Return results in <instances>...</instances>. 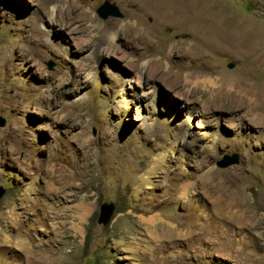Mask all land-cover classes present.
<instances>
[{
    "label": "rangeland",
    "instance_id": "1",
    "mask_svg": "<svg viewBox=\"0 0 264 264\" xmlns=\"http://www.w3.org/2000/svg\"><path fill=\"white\" fill-rule=\"evenodd\" d=\"M33 1L0 0V264H243V255L237 256L242 237L254 244L251 254L256 263V236L264 243V131L249 121L246 104L209 110L189 120L181 107L184 101L171 96L159 81L140 89L138 74L129 66L145 63L148 69L158 58L130 40L137 22L132 23L138 18L149 23L169 63L181 61L179 53L195 41L193 32L177 29L169 20L156 21L134 1L83 0L79 7L93 10L99 24L118 25L116 33L123 39L115 44L129 56L124 60L120 54L110 61L104 54L92 59L93 68L83 73L85 62L80 57L90 51L82 53L73 39L58 38L68 35L51 30V50L41 47L34 56L21 57L30 26L39 23L46 30L45 22L49 25L55 10L62 15L69 8L64 0L53 1L37 21ZM105 1L118 8L119 17L98 16L96 11ZM214 2L227 9L230 20L250 22L264 35V0ZM83 35L91 39L95 33L85 30ZM229 52L220 46L207 52L215 86L218 75L260 86L264 41L248 57ZM9 61L16 66L11 74L6 67ZM229 64L234 67L229 69ZM121 65L129 74L120 73ZM188 73L192 82L201 79L202 71L195 67ZM133 90L148 99L133 102L124 110L127 120L120 121L123 101L131 102ZM167 98L175 101L169 103ZM196 104L198 110L207 105L200 100ZM105 122L113 130L108 140ZM232 154L238 155V164L218 167ZM57 169H63V176ZM221 200L242 202L232 212L257 210V232L220 218ZM260 200L263 206L256 208ZM103 203L115 207L107 225L97 223ZM80 204H88L87 216L77 208ZM171 213L175 215L171 225L186 238L163 242L168 247L161 250L162 243L158 247L148 241L144 222L152 215H158L156 222L165 220ZM205 220L210 235L196 244L190 240L191 229ZM260 252L264 255V247Z\"/></svg>",
    "mask_w": 264,
    "mask_h": 264
},
{
    "label": "bare ground",
    "instance_id": "2",
    "mask_svg": "<svg viewBox=\"0 0 264 264\" xmlns=\"http://www.w3.org/2000/svg\"><path fill=\"white\" fill-rule=\"evenodd\" d=\"M53 1L57 2V0H41V1L39 0L37 3H35L36 0L33 1L34 4L32 3V5L33 6L35 5V11H37L38 13L37 16L38 18H35L37 21H40L42 20V18H44V14L46 13L47 8L51 3L52 4L54 3ZM64 1L68 4L69 7L68 12L63 13L62 15H58L57 12L58 10H55V14H53L49 20V25L48 23L45 22V29L47 28L46 30L40 28L38 26L39 23H34L33 25L30 26V34L26 36L24 35L25 37H23L26 42L27 48L22 49V53L24 52V55H21V57L23 56L26 57V55H31V54H32L31 56H34V54L37 51H39V48L41 47L51 50V46H53V43L49 37L50 36L54 37V35H51L49 33L51 30L52 32L63 35V37L64 35L65 36L68 35L67 37H65V39L62 38V36L61 37L59 36L58 38L59 40L61 39L64 42H67L69 40L68 38L73 39V41H75L77 49H80L82 53L90 51L88 55L80 57L81 59L80 62L81 61L85 62L83 66L81 65L82 67L80 66L81 67L80 70L83 73L86 70H91L93 68L92 59L97 60L99 58H102L104 54H107V56H109L110 61H114V58H117L118 56H120V54L122 55L121 57L124 58V60L125 58L126 59L129 58L128 55L126 56L123 55L124 54L122 52L123 50H121L120 47H118L115 44V42L120 40L121 38L120 34L116 33L118 25L114 24V22L112 21H108L103 25L99 24L92 15L93 10L90 9L83 10L82 8L79 7L78 4L82 3L83 0H64ZM127 1L131 3L132 1L136 2L137 5H140L142 7V10L144 8L146 12L152 15L156 21L169 20L170 23L177 29L191 30L195 37V41L192 44L189 43V45L186 46V50L179 53L181 57V61L175 64L169 63L168 61H166L165 56L163 54L164 50L160 45H158L157 41L155 40L156 37H154L150 26L146 24L147 21L146 22L144 21L145 23L142 22V20L144 19L143 17L142 20L140 21H137L140 18L134 21L132 25L136 22L137 24H135V26L133 27L134 33L132 34L133 36H131L132 38L130 37L131 38L130 40H132L137 45H139L140 48H144L147 51L150 50L154 54H158V58L156 60H153L154 62L152 66H150V64L148 65L149 66L148 69L145 63H143L140 67L138 66L139 64L138 65L129 64V66H131L130 67L131 72L138 74L139 81L137 82L138 83L137 87L142 89L147 84H150L151 86L154 85L156 81L157 82L159 81L161 85L164 88H166V91L168 93H171V96L172 94H175L177 98H179L181 101H184L181 107L182 109H184V113L188 115L189 120L190 118H193L199 114L203 115L207 113V111L209 110L226 111V110H232L234 108H238L241 104H246L247 105L246 108L249 109V112L251 111L250 113L252 116V118L249 121L252 124L256 125L257 129L264 131V80L263 82H261L260 86L255 88L254 85L247 84L246 82L239 80L240 78L236 79L231 76H228L222 79V77L220 78L218 75L217 78H214V80H217L219 82V86L216 87L215 84L210 80L211 76H213L214 73L213 70L214 66L210 65L209 57L207 56L208 51L210 50L214 51L215 47L220 46V49H223L225 51L229 52L233 50L236 51L237 54H240L243 57H248L249 55L256 53V47L259 45L260 42L264 41V37H263L264 35H262L260 30L256 31L255 26H253L252 23L250 22L243 21L237 18L234 20H230L232 16L228 13L227 9L224 6L218 7L215 4L214 0H127ZM76 11H78L79 13L76 14ZM167 11L172 12L171 16L168 17L165 15ZM79 15L81 16L80 19L78 20ZM136 18H134V20ZM87 23H90V25L87 26ZM107 28L108 30L107 32H105L104 30ZM85 30L87 31L92 30L95 33L94 38L91 39L85 38L86 36L84 37L83 35ZM249 32L252 33L251 36ZM104 45L105 47H103ZM234 55H236V53ZM31 58L28 60H33ZM140 58L141 56L138 59L140 60ZM8 63H9L8 65L6 63V67H8L9 70L8 72H10L11 74L12 72L15 71L16 66L14 63L11 64L10 61ZM120 67L122 69V71L120 72L121 74L124 75L129 74L128 70H126L124 67L122 68V65ZM194 67L195 69H198V71L200 72L202 71L200 75L201 79L199 81L197 80L196 82L195 81L192 82L188 78V76H191L188 73L189 70ZM144 69H145V73L142 74V70L144 72ZM46 76H48V74ZM120 80L122 83L124 82V79H120ZM64 81L65 80H63V82ZM133 82L136 83V81L134 80ZM189 86H191V88H188ZM130 95H131V100H130L131 102L123 101L124 106L122 111L119 113L120 121L124 118V115L126 113L124 110L128 108V106L130 107L133 102H137L138 104H140L143 103L146 99H148V97L145 96V94L136 95V92H134V90L131 91ZM171 99L167 98L166 100L170 103L172 102ZM196 100L198 101L200 100L201 102H205L207 104V105L204 104L203 110H198ZM135 119L138 120L141 119V117H136ZM125 120L127 119L124 118V121ZM105 126H106L105 131L107 134L106 140H108V137L110 135L112 136L111 132H113V130L110 125V122H105ZM153 131L158 132L156 127H153ZM77 166L80 167L79 169L80 171L76 173H79L80 176L81 166L79 164ZM57 171L59 177L64 172L63 169H57ZM155 171H157V169H155ZM183 190L185 191L184 188ZM181 193L184 195L186 194L185 192H181ZM257 205H259V207L263 206L261 200L256 202V208ZM242 206H243L242 202L226 203L224 200H221V209L217 215L220 218H222L224 221H227L228 223H232L233 225H236L240 228H245V229L250 228L251 230L256 229L257 232V230L259 229V220L258 219L255 220V215L257 210L250 212L245 210L232 212L233 207L240 208ZM77 208L82 210L81 212L83 217L88 215V211H89L88 204H80L79 206H77ZM193 214L194 216L197 217L199 216L196 211H194ZM157 218L158 215H152L149 219H145L144 223H146V227L148 230V235H149L148 241L153 243H158V247L160 243H162L159 249L162 250L168 247L167 245L163 246V242L166 244L167 243L172 244L173 242L174 243L178 242V240L182 238L183 239L186 238V235L182 236L180 232L177 231L176 227H173L171 225L170 222H172L173 219L175 218L174 214L171 213L168 215V217H165V220H159L158 222H156ZM208 226H210V224H208L206 220L203 221L201 225L199 224L195 225L191 229L192 234L190 235V240L195 241L196 244L198 243L201 244L202 242L204 243V240L210 235ZM257 236H256V263H254V261L252 260V254H251L254 250V248L251 245L254 244L251 242V240L247 239L246 237H242V239L241 238L239 239L238 245H241L242 249L239 250L240 252L237 254V256L240 253L243 255L242 258L243 264H264V255L260 252V247H264V243H262L263 241L259 240L258 239L259 236L258 237ZM217 238L219 239V237ZM172 257H174L173 254ZM173 260L176 259L173 258ZM174 263L177 262L174 261Z\"/></svg>",
    "mask_w": 264,
    "mask_h": 264
},
{
    "label": "water",
    "instance_id": "3",
    "mask_svg": "<svg viewBox=\"0 0 264 264\" xmlns=\"http://www.w3.org/2000/svg\"><path fill=\"white\" fill-rule=\"evenodd\" d=\"M98 16L105 20L108 17H119L120 13L118 11V8L115 7L113 4H110L108 1H105L103 5H101L97 9ZM234 67L233 64H229L228 68L232 69ZM2 124V123H1ZM239 162V157L237 154H232L231 156H226L224 159L218 163V167L220 168H226L231 165H236ZM3 191L0 190V198L2 197ZM114 205L112 203H103L99 207V217L97 220L98 224L101 225H107L109 221L111 220V217L114 213Z\"/></svg>",
    "mask_w": 264,
    "mask_h": 264
}]
</instances>
